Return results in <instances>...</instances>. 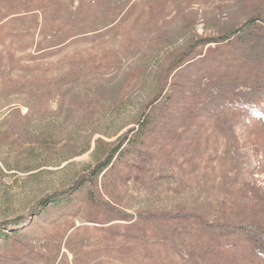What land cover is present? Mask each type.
<instances>
[{"label": "rangeland", "instance_id": "rangeland-1", "mask_svg": "<svg viewBox=\"0 0 264 264\" xmlns=\"http://www.w3.org/2000/svg\"><path fill=\"white\" fill-rule=\"evenodd\" d=\"M257 14L264 18V0H0V222L24 217L19 233L0 241V264H264L237 229L224 237L194 229L166 240L133 236L174 227L140 216L177 212L264 228L263 97L250 114L236 109L232 140L220 114H202L184 129L175 114L183 106L169 103L176 117L162 122L176 131L151 135L153 157L141 173L121 164L118 174L87 176L136 126L161 71L190 43L182 59L196 68L213 54L206 62L227 69L230 77L219 81L229 97L232 79L241 92L251 85L259 69L243 64L231 45L198 40ZM190 77H169L175 101L182 100L173 83ZM196 93L191 99L210 109L204 91ZM74 185L79 191L67 207L29 212L45 194Z\"/></svg>", "mask_w": 264, "mask_h": 264}, {"label": "trees", "instance_id": "trees-1", "mask_svg": "<svg viewBox=\"0 0 264 264\" xmlns=\"http://www.w3.org/2000/svg\"><path fill=\"white\" fill-rule=\"evenodd\" d=\"M261 12V11H260ZM259 14V13H258ZM251 16L243 24L238 26L235 29L227 30L225 29L222 35L219 37H208V38H200L198 40V45H207V44H216V45H231L234 52L240 56L241 62L250 69L258 68L259 72H257L258 78L250 79L248 78V86L245 87L241 92L238 88L242 87L240 84H237L234 79L230 81L231 83L228 85L229 89H232L236 93L233 92L234 95L228 96L225 89H223L224 85L219 80H224L225 78H229L230 76L226 70L220 71V68L217 66L208 65L206 62L207 58H210L211 55H208L207 58L200 60L199 65L196 68H191L192 63H187V60H183L184 58L189 56V53L192 49H189L193 46V43H190L188 46L189 52H184V54L180 55V57L175 60L172 59L171 62L168 63L166 69L161 71L163 74L159 77V81L157 83V91L156 94L151 99L148 106H146L140 115L136 126L128 129L123 135L117 146L114 149H111L108 154H105V158L102 161V168L93 169L89 171L87 176L91 175V178L88 180H95L98 172L106 169H111L112 171H118L119 168H116L117 165L123 164L129 170L135 169L137 173H141L144 169V166H147L153 157V154L148 150L149 146H152L156 143L154 141L155 138H152L151 135L156 133H160L162 131L167 130L168 134L174 133L175 128H167V122L164 124L162 120L166 118L170 119L175 118L173 108L171 109L170 105L176 104L175 106H183L180 107V110L175 111L181 112V116L179 117L182 121V127H192L194 121L197 120V117L203 115H218L223 116L221 119V126L224 129L226 136L232 140L233 130L231 126V122L233 121V117L236 109H240L243 111H248L250 114L251 105L257 99L264 98V26L257 25L258 23H263L264 18L263 15ZM197 45V46H198ZM196 46V45H195ZM195 48V47H193ZM211 50V49H210ZM214 49L211 50V52ZM183 56V57H182ZM183 58V59H182ZM220 63L218 59L215 60ZM190 68V69H189ZM227 68V65H226ZM195 69V70H192ZM189 73L191 76L189 80L185 82H174L173 85L178 87L179 93L181 94L180 99L178 100V95L176 97V101L174 97V91H169V86H167L169 77L176 76V74ZM201 71L204 75L201 78L196 77V72ZM160 72V73H161ZM224 73H227L226 75ZM224 74V75H223ZM228 75V76H227ZM205 77H208L206 81H203ZM214 77V80L211 79ZM195 83H201L204 85L197 87L195 89ZM207 87H210L209 90ZM182 89V90H180ZM212 89L214 91H212ZM204 91L203 95L206 98L205 102H207L210 106L208 109L207 106L201 105L198 106L191 97L193 95H197L196 91ZM165 91V93H163ZM239 95V101H233L234 99H230L233 96ZM199 95V94H198ZM202 95V96H203ZM171 103L170 105H168ZM229 111V115L227 113ZM231 114V115H230ZM229 116V118H228ZM180 121V122H181ZM184 133V132H183ZM185 137L184 139H188ZM178 137V139H180ZM128 170V172H129ZM115 172V173H116ZM118 174V172H117ZM76 185L72 186L68 189H63L61 191H54L45 194L38 200H36L33 205L30 207L29 212H35L39 209H43L44 207H67L71 201L72 196H74L79 188L75 189ZM102 205V204H101ZM107 214H115L119 218L118 220H124V215L116 212L113 208H106ZM24 217H18L13 219L12 221H3L0 222V241H6L9 235H17L19 233L21 226H19V220ZM147 219L151 220V222L158 220L161 221H171L173 220L174 227L170 228L167 225L157 226L151 229V235H147V229L140 230L138 233L133 234L135 238L138 239V242H145L146 240L156 238L157 240H166L170 235L177 236L179 232L182 230L184 232H190L189 229H194L199 232H208L210 234H215L219 237H224V234H230L235 229L239 231L240 234L244 235L246 239H248L252 243V249L254 254L259 258L260 261L264 263V228L257 221H251L247 224H240L237 226H231L228 223H213L205 220L200 215L194 212H184V213H173V214H146L140 216L139 219ZM160 223L159 221H156ZM165 223V222H163ZM171 230V232H169ZM179 230V232L174 235V232ZM9 232V235L7 234ZM170 233V234H169ZM212 238V237H211ZM215 239V238H214ZM224 242V241H223Z\"/></svg>", "mask_w": 264, "mask_h": 264}]
</instances>
